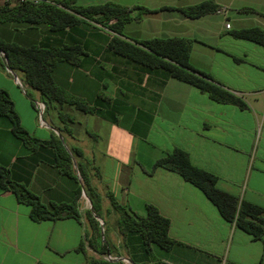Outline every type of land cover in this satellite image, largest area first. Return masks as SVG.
<instances>
[{
    "label": "crops",
    "instance_id": "crops-1",
    "mask_svg": "<svg viewBox=\"0 0 264 264\" xmlns=\"http://www.w3.org/2000/svg\"><path fill=\"white\" fill-rule=\"evenodd\" d=\"M106 1L156 10L138 16L140 10L133 9L134 18L119 36L130 42L190 38V64L246 106L213 101L162 68H149L116 53L109 47L114 33L92 20L82 18L58 30L47 22L4 21L0 22L1 40L24 47L78 44L83 50L75 64L58 61L51 76L57 86L93 111L63 104L62 111L73 117L67 134L60 130L63 123L57 113H49L52 108L46 107V125L27 131L40 139L59 133L68 150L80 149L100 196L101 217L107 213L118 217L108 194L137 215L145 214L147 203L156 206L169 219L168 234L176 240L167 250L152 246L156 259L167 264H264L262 239L225 220L204 193L179 174L153 168L157 158L179 147L194 165L217 176L219 189L264 209V43L232 35L243 27L264 30V0H212L228 8L229 28L216 12L189 18L180 10L204 0L75 3ZM0 57L5 60L1 52ZM0 164L45 204L73 199L77 182L57 171L51 150H28L10 134L2 118ZM82 209L79 198L80 221L66 217L35 222L26 204L11 191H0V264H88L85 254L77 250L84 238ZM108 236L115 245V236ZM117 241L129 257L120 234ZM85 251L97 257L87 246Z\"/></svg>",
    "mask_w": 264,
    "mask_h": 264
},
{
    "label": "trees",
    "instance_id": "trees-1",
    "mask_svg": "<svg viewBox=\"0 0 264 264\" xmlns=\"http://www.w3.org/2000/svg\"><path fill=\"white\" fill-rule=\"evenodd\" d=\"M52 1L53 4L4 1L0 5V22L10 20L32 23L47 22L52 29L58 30L73 26L82 18L92 20L114 33L109 41V47L116 53L149 68H162L169 76L195 86L213 101L232 103L241 108L246 106L240 97L214 82L209 74L190 64L189 54L192 44L190 38L152 37L130 42L119 36L122 35L125 24L134 18L133 9L140 10L138 16L156 10L143 6L127 7L111 1L89 5H78L75 3L76 0ZM218 8L220 6L212 0H204L182 7L180 10L184 16L195 18L216 12ZM232 35L264 43V30L259 26L238 28L232 31ZM0 51L6 66L11 70L21 71L24 83L39 92L45 108L55 109L58 119L63 123L60 128L62 132L70 134L71 128L68 122L73 121V117L62 111L63 104L73 105L87 113L93 111V107L85 101L69 95L57 86L51 76L52 69L58 61H68L74 64L78 62L83 53L80 45L24 47L0 39ZM32 105L34 107L33 103ZM0 118L6 121L10 134L28 150L34 151L38 147H48L52 152L53 163L57 171L77 182L73 199L70 202L45 204L26 184L13 179L9 169L0 164V191H11L18 202L26 204L29 207V218L35 222L66 217H73L80 221L78 199L83 191L90 202V209L86 212L90 230L84 233L83 241L77 250L85 254L88 264H125L120 260L109 261L101 257L106 253L114 254V250L109 242L101 237V227L99 220L96 219V216H100V196L90 182L88 165L80 149L70 147L68 150L63 140L53 132L47 139H40L28 132L21 125L9 94L1 88ZM155 167H162L179 174L184 180L199 188L216 206L225 220L234 223L254 237L262 239L264 243V209L250 202L239 200L237 196L219 189L216 185L217 176L194 165L185 150L173 147L154 161L153 168ZM108 197L111 207L118 213L116 227L128 251L129 259L134 264H167L155 258L152 246L167 250L176 242L168 234L169 219L163 216L153 204L147 203L145 214L137 215L116 201L111 194H108ZM85 246L100 257L86 255Z\"/></svg>",
    "mask_w": 264,
    "mask_h": 264
},
{
    "label": "rangeland",
    "instance_id": "rangeland-1",
    "mask_svg": "<svg viewBox=\"0 0 264 264\" xmlns=\"http://www.w3.org/2000/svg\"><path fill=\"white\" fill-rule=\"evenodd\" d=\"M174 1L175 2L181 1V3H187V2L190 3V1H194V0H174ZM135 3H137V2H135ZM134 5L141 6L140 4H134ZM14 75H16L18 79H20L22 85L15 82ZM0 88L4 89L9 94L10 98L13 101L14 109L17 112V114L19 115V117L21 118V121H22L21 125L26 130L32 131L34 129V125L38 128H41V127L43 128V126L40 124V116L43 120H45L46 111L44 110L39 115V112L37 111V109L35 107H33L32 105L31 106L28 105L31 102L34 104V102L36 100V97L34 96L35 91L33 89L29 88L23 82V77H22L21 71H19V70H8L6 63H5V60H3L1 57H0ZM48 112L55 114L56 111H55V109L52 108ZM80 204L83 208L82 209V211H83L82 216H83V221H84L83 231H84V233H88L90 230V226L88 223L86 212L90 209V203H89V200L85 194L84 195L81 194ZM97 218H99L102 222L100 224L101 237L109 242L110 246H112V248L114 250L113 253L115 255L120 254L123 257H128V256L124 255L121 243L117 241L119 233H118L117 227H116V221H117L116 216L113 214L107 213L105 218H103L101 216H96V219ZM109 234H110V236H112V235L115 236V239H114L115 245L109 241V239H108ZM95 255L97 257H100V255H98L96 253H95ZM125 264H129V263H125Z\"/></svg>",
    "mask_w": 264,
    "mask_h": 264
},
{
    "label": "built area",
    "instance_id": "built-area-1",
    "mask_svg": "<svg viewBox=\"0 0 264 264\" xmlns=\"http://www.w3.org/2000/svg\"><path fill=\"white\" fill-rule=\"evenodd\" d=\"M3 1H8V2H12V3L31 2V3H34V4H38V3H41V2H45V3L53 4V1L52 0H3ZM227 11H228V8L227 7L220 6V8H218L216 10V13L222 15V17L226 20L225 27L226 28H229L230 27V24H229V22L226 19ZM1 55H2V52H1ZM7 69L9 70L8 67H7ZM14 80L18 84L22 85L20 79H18L17 76H14ZM34 107L37 109V111L39 112V115H40L45 110V103L41 99H36L35 102H34ZM40 124L42 126H45L46 125L45 121L41 118V116H40ZM101 223H102L101 220H99V224H101ZM101 257L103 259H105V260L112 261L115 258H119V257H123V256L106 253L104 255H101ZM120 261H122V260H120ZM122 262L128 263L125 260H123Z\"/></svg>",
    "mask_w": 264,
    "mask_h": 264
},
{
    "label": "water",
    "instance_id": "water-1",
    "mask_svg": "<svg viewBox=\"0 0 264 264\" xmlns=\"http://www.w3.org/2000/svg\"><path fill=\"white\" fill-rule=\"evenodd\" d=\"M9 70H11L10 68H9ZM14 76H16V75H14ZM58 134V137L62 140V138H61V135L59 134V133H57ZM81 194H83L84 195V192L82 191V193ZM90 203V202H89ZM97 220H100L99 218H97ZM118 260H125L126 262H128L129 264H134L128 257H119V258H115V259H113L112 261H118Z\"/></svg>",
    "mask_w": 264,
    "mask_h": 264
}]
</instances>
